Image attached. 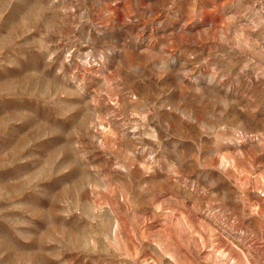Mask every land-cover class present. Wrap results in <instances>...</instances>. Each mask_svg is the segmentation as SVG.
<instances>
[{
	"label": "rangeland",
	"instance_id": "374dc122",
	"mask_svg": "<svg viewBox=\"0 0 264 264\" xmlns=\"http://www.w3.org/2000/svg\"><path fill=\"white\" fill-rule=\"evenodd\" d=\"M0 264H264V0H0Z\"/></svg>",
	"mask_w": 264,
	"mask_h": 264
}]
</instances>
